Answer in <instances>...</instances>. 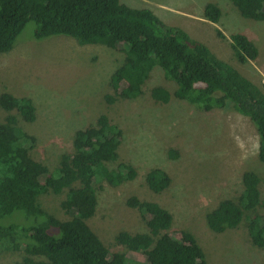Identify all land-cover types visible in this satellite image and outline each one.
I'll return each mask as SVG.
<instances>
[{
  "label": "trees",
  "instance_id": "obj_1",
  "mask_svg": "<svg viewBox=\"0 0 264 264\" xmlns=\"http://www.w3.org/2000/svg\"><path fill=\"white\" fill-rule=\"evenodd\" d=\"M229 1L242 17L264 22V0ZM204 17L218 24L222 10L208 4ZM31 22L37 40L67 36L81 45L123 48L124 61L110 81L114 94L105 97L110 105L141 97L159 66L177 88L173 94L163 87L154 88L151 97L156 102L167 104L174 97L205 112L232 109L247 117L259 137L258 158L264 164V84L244 76L185 30L168 26L152 11L130 8L120 0H0V54L13 50ZM216 33L226 39L221 30ZM230 40L240 63L258 59L259 50L249 37L237 33ZM1 110L9 115L0 124V254L22 252L15 264H131L126 254L112 253L89 225L98 209V192L105 184L116 188L138 177L132 164L118 163L123 130L101 114L94 124L76 132L73 153L63 154L50 171L31 154L37 138L19 125V118L27 123L37 119L33 100L4 92ZM169 156L177 153L170 151ZM145 182L159 194L171 186L172 178L165 170L153 168ZM242 183L238 201H222L207 214V225L215 233H224L246 220L252 244L264 249V215L246 216L264 204L261 177L246 171ZM64 190L61 208L69 218L60 220L40 205L39 198ZM127 205L142 214L149 232H123L116 240L130 253L143 254L145 264H208L192 233L180 231L176 236L170 232L173 215L167 209L136 196L130 197ZM18 211L33 222L1 224Z\"/></svg>",
  "mask_w": 264,
  "mask_h": 264
},
{
  "label": "rangeland",
  "instance_id": "obj_2",
  "mask_svg": "<svg viewBox=\"0 0 264 264\" xmlns=\"http://www.w3.org/2000/svg\"><path fill=\"white\" fill-rule=\"evenodd\" d=\"M133 9L152 11L168 26L185 30L193 39L207 45L220 59L229 62L256 84H264V22L246 19L229 0H120ZM208 4L222 10L218 24L204 17ZM226 36L220 39L216 30ZM249 37L259 50L256 61L240 63L234 55L230 37ZM124 50L101 45H81L67 36L34 38V23L22 31L8 53L0 54V95L9 92L29 97L37 108V119L19 125L37 138L32 156L53 171L63 154L74 151L76 132L94 124L106 114L123 130L118 163L132 164L138 177L120 187L107 184L98 192L99 205L89 225L112 253H124L131 264H145L143 254L130 253L117 242L123 232L148 233L146 219L127 201L136 196L160 204L173 215L172 234L192 233L203 248L208 264H264V249L254 246L246 220L235 229L215 233L207 225V214L222 201H238L242 177L254 171L261 177L264 201V164L258 158L259 137L252 122L232 109L202 111L186 101L172 98L156 102L151 91L163 87L172 94L177 84L167 80L156 66L134 100L120 99L108 104L113 95L110 81L124 61ZM9 115L0 111V124ZM170 151L177 156L170 157ZM117 163V164H118ZM114 164L113 166H116ZM153 168L165 170L171 186L162 193L152 192L146 174ZM67 191L50 192L39 198L40 205L60 220L69 216L61 203ZM264 215V204L246 216ZM27 220L23 212L1 220L10 225ZM22 252L0 254V264H15Z\"/></svg>",
  "mask_w": 264,
  "mask_h": 264
}]
</instances>
